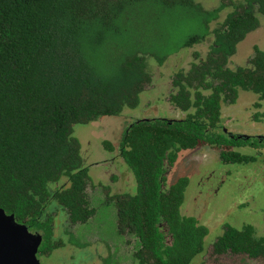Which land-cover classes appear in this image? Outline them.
I'll list each match as a JSON object with an SVG mask.
<instances>
[{
    "label": "trees",
    "instance_id": "trees-1",
    "mask_svg": "<svg viewBox=\"0 0 264 264\" xmlns=\"http://www.w3.org/2000/svg\"><path fill=\"white\" fill-rule=\"evenodd\" d=\"M183 19L197 21L198 34L167 44L168 28ZM261 20L264 0H221L212 8L196 0H0V208L41 235L39 253L64 245L53 236L54 211L86 223L102 192L74 127L136 109L152 83V63L208 42L171 78L168 104L181 116L142 118L121 134L119 156L134 192L106 190L130 247L127 262L191 264L204 251L208 229L181 211L189 180L168 185L167 175L182 151L201 145L218 147L226 165L254 161L236 148L264 149V138L239 140L220 130L222 105L235 103L240 91L264 102V49L255 46L245 66H230ZM211 254L264 264V232L224 224Z\"/></svg>",
    "mask_w": 264,
    "mask_h": 264
},
{
    "label": "rangeland",
    "instance_id": "rangeland-1",
    "mask_svg": "<svg viewBox=\"0 0 264 264\" xmlns=\"http://www.w3.org/2000/svg\"><path fill=\"white\" fill-rule=\"evenodd\" d=\"M196 1L205 8H212L221 0ZM230 11L231 7H226L217 21H222ZM199 30L197 21L183 19L168 28L167 44L184 38L183 35L198 34ZM208 45L205 42L173 51L161 66L152 63V83L141 93L136 109H125L118 117L101 118L74 127V136L80 142L89 176L94 185L102 186V192L96 196L95 215L86 223L73 224L68 214L60 210L52 213L53 236L62 238L64 245L48 257L37 255L40 264H110L108 257L111 264H132L127 262L129 253L126 250L130 247L125 248L123 235L117 228L115 207L112 201H107L106 194V190L111 194H132L135 189L132 174L119 156L118 141L125 128L136 120L181 116L168 104L171 78L179 69L189 67L195 52L204 54ZM255 46L264 49V20H261L256 31L238 44L236 54L230 58V66H245ZM221 114V124L224 123L229 131L264 134V102H260L254 93L240 91L235 103L222 105ZM105 141L114 149H105ZM253 148H236L241 153L251 155L253 162L226 165L220 160L218 147L201 145L182 151L169 170L168 185L183 176L189 180L182 213L195 217L199 224L208 229L204 251L191 264H263L261 260L254 261L243 256L211 254V245L221 234L224 224L237 229L249 224L258 235L264 232V149ZM94 191L89 190L91 193Z\"/></svg>",
    "mask_w": 264,
    "mask_h": 264
},
{
    "label": "water",
    "instance_id": "water-1",
    "mask_svg": "<svg viewBox=\"0 0 264 264\" xmlns=\"http://www.w3.org/2000/svg\"><path fill=\"white\" fill-rule=\"evenodd\" d=\"M42 237L30 233L12 214L0 208V264H40L37 259Z\"/></svg>",
    "mask_w": 264,
    "mask_h": 264
},
{
    "label": "flooded vegetation",
    "instance_id": "flooded-vegetation-1",
    "mask_svg": "<svg viewBox=\"0 0 264 264\" xmlns=\"http://www.w3.org/2000/svg\"><path fill=\"white\" fill-rule=\"evenodd\" d=\"M225 122H227V121H225ZM224 124V123H223ZM223 124H221V127H220V130L221 131H223L225 134H227V135H229L230 137H232V138H236V139H243V140H245V141H253V140H257V141H259V140H261V139H263L264 138V134H262V133H259V132H256V134H254V133H252L251 135H249V134H246V133H240L238 130H236L237 132H232V131H229L228 129H227V127H224V125ZM247 146H249V145H247ZM61 212V211H60ZM54 229V228H53ZM29 231V230H28ZM30 233H34V232H31V231H29ZM41 243H42V241H41ZM41 245V244H40ZM38 250H39V248H38ZM52 253V252H51ZM37 255L38 256H42V257H48L49 255H50V253H46V252H44V253H39V252H37Z\"/></svg>",
    "mask_w": 264,
    "mask_h": 264
}]
</instances>
